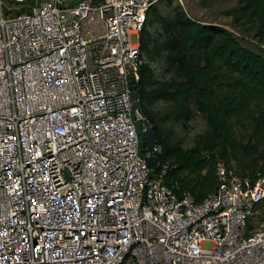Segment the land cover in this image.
Wrapping results in <instances>:
<instances>
[{
  "label": "built area",
  "instance_id": "built-area-1",
  "mask_svg": "<svg viewBox=\"0 0 264 264\" xmlns=\"http://www.w3.org/2000/svg\"><path fill=\"white\" fill-rule=\"evenodd\" d=\"M29 1L0 0V264H264V171L218 162L198 202L139 155L130 37L161 0Z\"/></svg>",
  "mask_w": 264,
  "mask_h": 264
},
{
  "label": "trees",
  "instance_id": "trees-1",
  "mask_svg": "<svg viewBox=\"0 0 264 264\" xmlns=\"http://www.w3.org/2000/svg\"><path fill=\"white\" fill-rule=\"evenodd\" d=\"M239 4L238 20L264 38V0H239ZM153 18L159 30L149 31L146 18L138 45L144 59L165 54L161 73L156 77L146 61L136 91L160 146V161L174 165L164 182L175 183L178 195L189 193L199 202L217 190V163L238 159L248 150L236 138L235 126L247 124L257 141L264 137V54L242 46L225 27L203 24L179 7L170 17L154 10ZM157 102L169 106L163 119L150 108ZM196 114L204 118L206 129L191 148L183 149L162 136L164 120L187 123ZM247 168L254 173V166Z\"/></svg>",
  "mask_w": 264,
  "mask_h": 264
},
{
  "label": "rangeland",
  "instance_id": "rangeland-1",
  "mask_svg": "<svg viewBox=\"0 0 264 264\" xmlns=\"http://www.w3.org/2000/svg\"><path fill=\"white\" fill-rule=\"evenodd\" d=\"M179 7L187 16L196 19L203 24L220 25L233 33L237 41L244 47L258 53L264 54L261 48L264 38L257 36L254 28L244 25L242 20H238L239 0H161L153 9L150 10L147 23L149 31L159 30V25L154 21L153 13L164 17H170L174 8ZM132 43L138 41L136 35L130 37ZM164 53L153 59L145 58L150 67L154 69L156 77H160ZM153 111L159 113V118H164L168 113L169 106L164 102H157L150 107ZM206 129L205 120L202 116L196 114L187 123H173L170 120H164L161 123L162 136H168L172 143L179 145L183 149H189L194 145L196 137L203 134ZM236 138L246 144L247 151L243 150L238 159H230L229 162L221 160L226 166L232 169L237 175L251 173L248 166H254L253 172L264 171V137L260 140L251 138L248 125L244 127L235 126ZM246 168V169H243ZM258 216V223L255 228H260L264 222V211Z\"/></svg>",
  "mask_w": 264,
  "mask_h": 264
},
{
  "label": "water",
  "instance_id": "water-1",
  "mask_svg": "<svg viewBox=\"0 0 264 264\" xmlns=\"http://www.w3.org/2000/svg\"><path fill=\"white\" fill-rule=\"evenodd\" d=\"M28 2H30L28 0ZM29 14V12H27ZM137 86L131 81L130 82V91H131V101H132V109L137 110L138 113L144 115V111L142 105L138 99L137 95ZM134 126L138 136V152L140 156H143L145 151L150 153L149 156L145 157V161L147 166L153 171L157 170V164L160 161V153L155 150V146L157 145V140L155 133L151 127L146 128L142 131V125L140 121H135Z\"/></svg>",
  "mask_w": 264,
  "mask_h": 264
}]
</instances>
